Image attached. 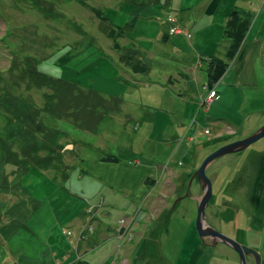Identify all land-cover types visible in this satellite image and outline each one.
<instances>
[{
    "label": "rangeland",
    "instance_id": "1",
    "mask_svg": "<svg viewBox=\"0 0 264 264\" xmlns=\"http://www.w3.org/2000/svg\"><path fill=\"white\" fill-rule=\"evenodd\" d=\"M117 1L124 5L127 0H0V264H172L177 249L194 242L192 234L197 245L201 241L194 200L204 190L197 171L190 169L193 159L201 163L240 140L226 132L225 121L243 123L256 109L264 116V0L253 14L251 32L259 37L249 64L253 70L248 77L242 64L233 68L235 55L226 59L220 79L231 75L221 81L227 88L224 101L215 87L220 79H207L219 71L212 55L223 50V42L240 50L250 35L248 22L241 23V38L233 36L234 11L230 20L226 17L227 29L211 26L198 34L221 31L214 43L195 44V29L175 25L157 2V12L144 27L129 14L136 10L118 16L131 23L116 36L108 25L117 26L113 17L119 12H106L116 11ZM198 4L196 0V18ZM140 15L146 12L140 10ZM108 32L113 38L104 35ZM176 36L186 42L175 47L172 60L165 59L169 38ZM137 43L147 58L126 55V46ZM162 63L169 70L173 65L189 69L185 92L172 78L156 91L128 87L141 77L134 70L156 71ZM193 84L199 97L190 90ZM191 104L197 105L196 114L195 107L190 112ZM153 112L155 125L149 130ZM197 117L202 124L194 129ZM218 120L221 135L213 124ZM166 137H174L172 143ZM174 163L178 171L170 168ZM209 164L205 175L212 182L211 198L202 212L203 225L219 229L239 248L253 250L256 256L243 259L245 264H262L264 221L251 223L249 217L264 205V138ZM187 191L190 198L176 204ZM171 199L176 209L166 225L163 213ZM226 207L233 209L221 219L229 222L214 224ZM151 229L169 230L170 236L167 241L150 237ZM202 240L206 263L242 264L232 245ZM146 242L157 249L162 243L163 254L157 259L144 255ZM182 258L184 264L202 261L194 250Z\"/></svg>",
    "mask_w": 264,
    "mask_h": 264
},
{
    "label": "crops",
    "instance_id": "2",
    "mask_svg": "<svg viewBox=\"0 0 264 264\" xmlns=\"http://www.w3.org/2000/svg\"><path fill=\"white\" fill-rule=\"evenodd\" d=\"M259 1L260 0H244V2H245V5H244L241 0H199L198 13H196V14H199L198 18L194 17V14H193L194 10L196 8L195 7L196 6V0H127V1H124V5H122V2H118L117 1L118 5L115 6V8H117V10L116 11L108 10L106 13H107V15L112 16L113 13L119 12V15L115 14L114 17H113V24H115L117 26H112L110 24L108 25L109 26V31L111 33H114V35L117 36L118 35L117 33H119L120 31L125 33L126 29H127L126 25L129 26L130 23H131L127 16L126 17L128 19H125V18L124 19H122V18L118 19V16H121L122 14H126L128 9L136 10L133 14L132 13H129V14H131V17H133L132 19H134L136 22H138V25H139L140 28L144 27V24L146 22L148 23L150 21L151 17H153L155 15V13L157 12V10H158L157 9V6H158L157 2H159L161 5L164 4L165 8H167L169 16L173 17L176 20L175 23H174L175 25H177V26H179V27H181L183 29H184V27H189V26H191V27H193L195 29V33H196L195 34V44H197L198 40H200L203 43H214L215 39L220 35L221 31H219L217 34H213L212 31H207V33L204 36H199L198 34L202 33L205 30V28H208V27H211V26H218L220 28H226L227 29V27H226V25H227L226 19L227 18L226 17L229 15L228 17H229V20H230V18H231L230 16H231V14L234 11H235V13H237L236 16L239 17L235 21V26L237 25L236 24L237 22H240V24L242 22H245L244 19H245L246 12H249L250 10L254 11L256 3L259 2ZM140 10H144L146 12V15H140ZM240 16L242 17L243 21L240 20ZM121 20L124 21L125 25H121L122 24ZM164 27H165L166 30H168V28H169L168 25H166ZM251 27H253V24H250L249 29L247 31L248 33H250V35L249 36H248V34L246 35V37H245L246 41L244 39L245 42H243V44H241V46L239 47L240 50L237 51V53L235 54V57H234V59L232 61L233 68L234 67H238L239 65L242 64L243 69H241V71H243V73H246L248 75V77H249L251 71L253 70L252 67L249 68V64H250V61L252 59V56L253 55H255V56L257 55L256 51H254V50H256V48H257L256 41L259 38L258 36H253L252 35ZM104 35L108 39H109V37H112V36L109 35V32L104 34ZM221 41H224V40L222 39ZM227 41L229 42L228 39H227ZM184 42H186V40L182 36H176V37L169 38V45L165 48V56H164V58L165 59L169 58L170 60H172L174 58V54H173L172 51L177 46H181L182 47V44ZM230 45H231L230 42L229 43L223 42V50H221V52H218L217 55H215V53H214L212 56L217 57V59L226 60V56H227L228 49H229ZM247 45H253V47L251 49L245 50V47ZM260 45H261V47H264V42H262ZM138 46L140 47L139 43H137V45H135L133 48H131L130 45L126 46V47L130 48V50L127 49L129 51H128V53L126 55H129L130 53H133L134 57H136V56L141 57V55H143V54L138 51ZM127 50H125V51H127ZM111 53H113V52H111ZM178 56H179L180 60H183L184 52L179 54ZM258 56H259V54H258ZM143 57L147 58L145 55H143ZM147 63L152 64V61L148 60ZM173 66H174V68L171 67V70H169L168 69V64L162 63L158 70H156V71L155 70H151L150 72L144 71L143 70V69H145L144 67H141L140 69L137 68V70H134V72H136L138 74H141V77L139 79H137L136 81H134L133 78L132 79H128V81L129 82L130 81H134L133 84L131 85V87H134L135 91H141V90L156 91L158 85H159V88H160V86H161V88H164L166 86L167 82H168V79L172 78V79L175 80V82H178V86L180 88V92L183 93V92L186 91V87L185 86H186L187 81L189 80L188 72H187L189 69L182 68V67H177L175 65H173ZM140 71H141V73H139ZM230 72L231 71H229L225 76H223L217 82V84H215L216 85L215 86L216 89L219 91V101L220 100L224 101V99L226 97V94H227V88L222 86L221 81H223L224 79L229 78V76L231 75ZM136 73H135V75H137ZM197 74H198V72H197ZM193 76H194V73H193ZM144 77H145V79H144ZM197 78H198V75H197ZM163 80H165V83H163ZM197 89H198V86L193 84L190 90H191L192 93L195 92L193 94H195L197 97H199L197 95ZM261 90L264 91L263 88ZM140 100L143 101L141 98H140ZM183 100L186 101L187 103H188V100L191 101V99L187 100L185 97L183 98ZM194 100H196V98H193V101ZM257 104H258V102H257ZM194 107L196 108L195 109V114H196L197 110H198L197 105L191 104L189 110L192 113ZM201 112L202 111H199V114ZM207 112L208 111L203 112V113L206 114ZM262 112H263V110H259V109H256V110L252 111L251 113H249L245 117L243 123H233V122H230V121H228V122L225 121L224 123H222V122L217 121V122H213V124H214V127L217 128V134L218 135L222 134L221 133V129L219 128V124L222 123V124H224L226 126L225 127L226 128V132L230 135V137H237L238 136V139L242 140L244 138H248L249 134H251L254 130H257V128H259L261 126V124H263L264 116H263V114H261ZM154 120H155V115H154V112H153V123H152L151 127L148 128L149 130H152V128L154 127V125H155V121ZM205 121H208V120L205 119ZM145 122H146V124L149 125L150 120H146ZM189 123H190V120H189ZM200 123L202 124V121H199L198 117H197V119H194V127L193 128L197 129V126L198 125L200 126ZM252 125H254V127H253L252 131L250 132L249 131V126H252ZM139 128H140V126H139ZM190 130H192V129H190ZM190 130H189V132H190ZM190 137L191 136H189V133L186 134L185 135V140L189 139ZM166 138L167 139H166L165 142L172 143L174 137H166ZM235 140H237V139H235ZM260 140H258V141H260ZM209 155H207V156H209ZM196 158L197 157H195L193 159V164H194L193 167L197 168L198 166L201 165V163L203 162V160L205 158L202 160L201 163H196L195 162ZM179 161H182L181 158L179 159ZM174 165H176V164L175 163L172 164L170 168L171 169H176L174 167ZM176 171H178V170L176 169ZM172 174H173V172H172ZM172 174H171V176H172ZM159 182H161V181H159ZM210 182H211V180H210ZM211 185H212V182H211ZM251 199L252 198H250V200L247 199V201L250 204H254L255 202L252 201ZM231 209H233V208L226 207L224 212L223 213L221 212V215H220L219 218H217V220L213 219L214 220L213 223L216 224V225H220L222 220H224V219H221V217L222 216L228 217V213L231 211ZM254 210H257V211L255 213H253L251 215V217H249V219L250 220L251 219H255V220L264 221V205H260L259 204V207L258 208H254ZM235 216H236V214L234 215V219H235ZM224 221L229 222L227 220H224ZM153 223L158 227V222H153ZM261 224L264 225V222L261 223ZM154 230L155 229H153V230L151 229L150 230V233H149L150 237L157 238V239H159L161 241L162 240L167 241V239H164L163 235L161 236V233H160L161 230L157 229V230H155V232H154ZM217 230H219V229H217ZM167 232H168V237H169L170 236V234H169L170 231L167 230ZM191 232L192 231L188 230V233H187L186 237L187 236L189 237ZM150 237H148L147 240H151ZM192 238H194V242L193 241H189L191 244H188L186 248H184V246L182 245L177 250L178 251L180 250V254H183V256H185L186 254H188L190 252L192 253L193 250H194V252H196V254H198V256H199V254H201L202 261H200V259L198 258V259H196L194 261L192 259L190 261L186 260V262H190L191 264H210V262L206 263L204 258L202 257L201 251H202V248L204 247L205 244H202V245L198 246L197 243H195L196 240H195V237H194L193 234H192ZM72 243H73V241H71V244ZM74 244H75V242H74ZM152 244L153 243H149V246H151ZM146 245L147 244H145L143 246V248ZM190 247H192V249H190ZM160 248L163 249V244L162 243H159V248L158 249L151 248V250L149 251L150 256L154 257L156 259H157V256H161L163 254V252H162V250ZM76 252L80 254L79 248L76 249ZM133 252H134V250H133ZM180 254L179 255L177 254L176 258H180L179 261H178L179 264H184L183 258L181 257ZM56 262L58 263L57 260H56ZM249 263L253 264V261L249 262ZM60 264H61V262H60ZM71 264H75V263H71ZM262 264H264V262H262Z\"/></svg>",
    "mask_w": 264,
    "mask_h": 264
},
{
    "label": "water",
    "instance_id": "3",
    "mask_svg": "<svg viewBox=\"0 0 264 264\" xmlns=\"http://www.w3.org/2000/svg\"><path fill=\"white\" fill-rule=\"evenodd\" d=\"M262 138H264V126L258 129L254 134L249 136L247 139L237 141V142H234L228 145L226 144L222 148L213 152L212 154H210L203 160V162L199 166V169L197 170L198 180L203 186V190H204L202 202L198 207V213H197V218H196V226H197L198 233L201 237H212V238L215 237L217 242L219 241L227 245H232L233 248L236 250V252L239 253V256H243L246 253H255V252L253 250H249L246 248H242V247L239 248L237 245H235V242L232 241L230 238H227L224 235H217V231L208 227L206 224L203 225L202 223L203 206L211 198V182L205 175V169L212 160L218 157H221L223 155L230 154L232 152L235 153L237 151L245 150L250 144L257 142L258 140ZM255 256H256V253H255ZM243 264H245V260Z\"/></svg>",
    "mask_w": 264,
    "mask_h": 264
},
{
    "label": "bare ground",
    "instance_id": "4",
    "mask_svg": "<svg viewBox=\"0 0 264 264\" xmlns=\"http://www.w3.org/2000/svg\"><path fill=\"white\" fill-rule=\"evenodd\" d=\"M254 11H249V12H246V15H245V19H244V21L245 22H248L249 24H253L254 22H253V19L255 18L254 17ZM239 18V17H238ZM240 20L241 21H243V19H242V17L240 16ZM116 50V49H115ZM144 79H145V77H144ZM128 87L129 88H131V85L130 84H128ZM132 89L133 90H135L134 89V87H132ZM202 108V107H201ZM136 114H134V116H135ZM220 120H222V119H220ZM220 120H218V121H220ZM228 122V121H227ZM143 125H144V120H143ZM151 127V126H150ZM245 139H247V138H244V139H242V140H245ZM239 141H241V140H239ZM254 143H256V142H254ZM254 143H252V144H250L248 147H250L251 145H253ZM226 145V144H225ZM247 147V148H248ZM222 148V147H221ZM230 154H233V152L232 153H230ZM227 155H229V154H227ZM209 165V164H208ZM208 165H207V167H208ZM207 167H206V169H207ZM191 170H193V171H197L199 168H196V167H194V168H190ZM206 169H205V174H206ZM207 178H208V176H206ZM209 179V178H208ZM174 190V189H173ZM175 191H177V188H175ZM226 195V194H225ZM190 196H191V193H190V191H187V193L184 195V196H180L177 200H178V202L176 203V204H178L182 199H187V198H190ZM212 196H213V194H212ZM202 198H203V195H202V197H201V199H199V200H194L195 202H196V204H197V206H196V213H198V207H199V205L201 204V202H202ZM194 199V198H193ZM172 200L173 199H171V200H169L168 202L166 201V205H167V210L166 211H164V218L166 219V225H168L169 224V222L171 221V219H172V217H173V212L175 211V209H176V207H174V205H172V203H174V201L172 202ZM209 206V203H208V201L205 203V205L203 206V211H205L206 209H207V207ZM230 206V205H229ZM170 209V210H169ZM213 209H215L214 207H213ZM196 218H197V214H196ZM250 222L251 223H254V221H253V219H251L250 220ZM195 223H196V219H195ZM208 227H210L211 228V226H209V225H207ZM214 229V228H213ZM217 231V230H216ZM160 233H161V236L163 235V237H164V239H166V238H168V232H167V230H165V229H161V231H160ZM217 235H225V234H223V233H217ZM202 238L203 239H206V240H208V245L210 244V245H212V246H214V245H217L218 244V242L216 241V238L215 237H201L200 238V240L201 241H199V243H198V246H200V245H202V244H207L206 242H204L203 240H202ZM231 239V238H230ZM232 240V239H231ZM146 246L144 247V255H147L145 252H149L150 250H151V248H154V249H157V247H153V246H149V243L148 242H146ZM194 253H196V252H194ZM134 254H131V256H133ZM181 255V257H182V254H180ZM252 256L253 257H255V253H249V254H247V255H243V256H240V259L242 258V259H245V258H252ZM137 257V256H136ZM156 259V258H155ZM179 259L180 258H176V261H175V258H173V263L172 264H179L178 263V261H179ZM242 259H241V263L243 264L244 263V260L242 261ZM134 260V259H133ZM174 261H175V263H174Z\"/></svg>",
    "mask_w": 264,
    "mask_h": 264
},
{
    "label": "trees",
    "instance_id": "5",
    "mask_svg": "<svg viewBox=\"0 0 264 264\" xmlns=\"http://www.w3.org/2000/svg\"><path fill=\"white\" fill-rule=\"evenodd\" d=\"M236 15H237V13H235L232 16V18L235 17V21H236V19H238V17ZM236 24L237 25L235 26V31H234L235 34L233 36H235L237 38H241V36H242V24H240V22H237ZM238 46L239 45H235L234 43L231 45L230 50L228 51L227 56H226L227 60H231L234 57V55L238 49ZM213 64H215V66H217V69L219 71L214 73L213 75H211V74L208 75L207 78H208V81L210 79L212 81L214 80V82H215V81H218L220 79L221 73L225 71L226 66H227V62H226V60L214 59ZM261 173H262L261 178H264V170ZM260 182H261V179H260ZM261 183L259 184L260 186H261Z\"/></svg>",
    "mask_w": 264,
    "mask_h": 264
}]
</instances>
